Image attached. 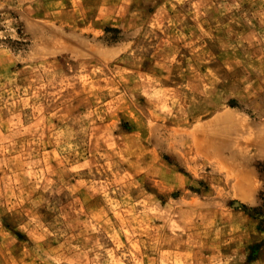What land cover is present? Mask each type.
Returning a JSON list of instances; mask_svg holds the SVG:
<instances>
[{"label": "rangeland", "instance_id": "374dc122", "mask_svg": "<svg viewBox=\"0 0 264 264\" xmlns=\"http://www.w3.org/2000/svg\"><path fill=\"white\" fill-rule=\"evenodd\" d=\"M0 264H264V0H0Z\"/></svg>", "mask_w": 264, "mask_h": 264}, {"label": "crops", "instance_id": "0c3cea01", "mask_svg": "<svg viewBox=\"0 0 264 264\" xmlns=\"http://www.w3.org/2000/svg\"><path fill=\"white\" fill-rule=\"evenodd\" d=\"M132 7L133 4H128L126 6L123 5V9L128 12H125L120 19L116 18L117 30L120 31L122 29V33H124L125 36L112 41V43H107L106 41L97 43L94 46L90 57L86 59V62H88L89 65L95 63L107 64L108 61L115 58H124L127 52L132 54L135 53V56L137 55L141 58L146 55H155L156 51L153 52L152 50L155 46L153 40L155 39L156 34L160 33L157 28L153 27L154 21L156 20L155 14L149 9L140 8L137 4H135V8ZM102 17L104 20L105 18H112L111 20L115 22L114 14H103ZM104 20L100 18L99 21L101 22ZM124 28H126L125 32ZM104 29H106V27H104ZM104 29L103 31H105ZM172 44L175 43L173 42ZM135 70L138 72L153 73L156 70V67L155 65H147L141 68H135ZM60 108V104H55L52 107L50 122L59 124L62 120L60 119ZM68 111H70V109H68ZM52 152H56V149H52Z\"/></svg>", "mask_w": 264, "mask_h": 264}]
</instances>
